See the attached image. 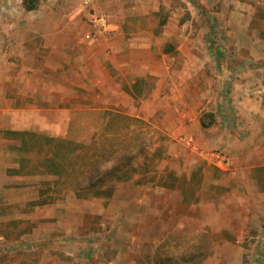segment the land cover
I'll list each match as a JSON object with an SVG mask.
<instances>
[{
    "label": "crops",
    "instance_id": "0c3cea01",
    "mask_svg": "<svg viewBox=\"0 0 264 264\" xmlns=\"http://www.w3.org/2000/svg\"><path fill=\"white\" fill-rule=\"evenodd\" d=\"M149 82L156 98L168 85L175 130L201 132L206 153L191 152L201 187L187 174L167 203L138 194V251L183 234L207 245L201 264H246L252 244L264 258V0H0V173L53 175L67 117L129 107Z\"/></svg>",
    "mask_w": 264,
    "mask_h": 264
},
{
    "label": "rangeland",
    "instance_id": "374dc122",
    "mask_svg": "<svg viewBox=\"0 0 264 264\" xmlns=\"http://www.w3.org/2000/svg\"><path fill=\"white\" fill-rule=\"evenodd\" d=\"M167 87L156 98L158 86L149 82L142 87L143 99L131 100L129 107L123 106L126 101L111 106L99 100L97 113L86 109L67 117L73 148L55 147V153L59 162L72 159L76 165L63 179L58 174L10 179L0 173V264H121L122 254L126 264L203 262L207 245L197 243V236L191 245L183 234L154 238L138 251L139 233L148 236L138 228V194L158 189L163 204L169 197L162 188L186 189L187 174L193 187L202 184L200 171L191 175L199 157L181 140L190 135L201 142L202 134L175 130L173 101L164 98ZM107 106L114 110L104 111ZM205 119L215 121L213 115ZM96 180L101 184L88 190ZM112 184L110 196L79 194ZM148 231L154 233L153 227ZM259 247L250 246L254 255L246 264H264V258L257 259Z\"/></svg>",
    "mask_w": 264,
    "mask_h": 264
},
{
    "label": "trees",
    "instance_id": "16d2710c",
    "mask_svg": "<svg viewBox=\"0 0 264 264\" xmlns=\"http://www.w3.org/2000/svg\"><path fill=\"white\" fill-rule=\"evenodd\" d=\"M32 6V5H31ZM73 142L72 141H67L65 144L63 143L62 147H64V149H71L73 148ZM54 157L50 158L48 160V163L46 164L47 165V168H48V172H51L53 174H58V176L61 177V179L64 178V175H66L68 173V170L72 169L70 168L73 165H76V161L74 160H68L67 162L66 161H63V162H59V159H58V155H56V153L53 155ZM74 169V168H73ZM100 182V181H99ZM97 182V180L94 182V183H91L90 184V189L88 190H92L91 188H96L98 186V184H101V182L99 183ZM114 185H104V187H100V188H97V189H93V193L91 191L90 194L88 193H79L80 195H85V197H89L91 195H97V196H102V195H107V196H110L113 194L114 192ZM82 190V189H81ZM83 190H86V189H83ZM47 200V199H46ZM50 200V199H49ZM48 201V200H47Z\"/></svg>",
    "mask_w": 264,
    "mask_h": 264
},
{
    "label": "built area",
    "instance_id": "2783aa9c",
    "mask_svg": "<svg viewBox=\"0 0 264 264\" xmlns=\"http://www.w3.org/2000/svg\"><path fill=\"white\" fill-rule=\"evenodd\" d=\"M98 22L100 23L99 25L102 26L103 28L105 27L108 28L109 26V22L105 17H99ZM181 140L190 150L201 154L206 153V151L200 147V145L193 136H189V135L183 136Z\"/></svg>",
    "mask_w": 264,
    "mask_h": 264
}]
</instances>
